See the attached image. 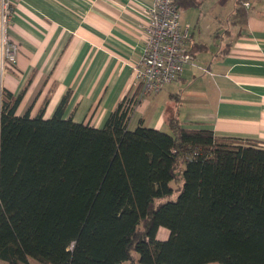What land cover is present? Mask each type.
Wrapping results in <instances>:
<instances>
[{
  "label": "trees",
  "instance_id": "obj_1",
  "mask_svg": "<svg viewBox=\"0 0 264 264\" xmlns=\"http://www.w3.org/2000/svg\"><path fill=\"white\" fill-rule=\"evenodd\" d=\"M242 1L232 12L240 25ZM21 98L0 92V261L264 264L257 141L187 129L174 116L167 130L128 129L135 99L94 127L64 118L63 103L50 118L18 115Z\"/></svg>",
  "mask_w": 264,
  "mask_h": 264
},
{
  "label": "crops",
  "instance_id": "obj_2",
  "mask_svg": "<svg viewBox=\"0 0 264 264\" xmlns=\"http://www.w3.org/2000/svg\"><path fill=\"white\" fill-rule=\"evenodd\" d=\"M151 1L14 0L8 34L18 46L17 61L0 74V92L22 93L18 115L50 118L63 103L64 118L94 127L133 97L128 129L141 121L167 130L174 116L187 129L264 146V0H243L249 5L242 25L233 11L222 13L227 0L184 8L196 44L193 59L177 80L144 101L132 68L142 54L144 8ZM222 21L229 25L219 31L213 24ZM213 38L219 44L211 48Z\"/></svg>",
  "mask_w": 264,
  "mask_h": 264
},
{
  "label": "built area",
  "instance_id": "obj_3",
  "mask_svg": "<svg viewBox=\"0 0 264 264\" xmlns=\"http://www.w3.org/2000/svg\"><path fill=\"white\" fill-rule=\"evenodd\" d=\"M247 7L249 2L242 1ZM14 0H0V74L15 69L17 44L8 34ZM146 22L141 29L143 50L133 65V85L139 96L155 94L166 83L177 80L191 63L194 43L189 26L180 24V13L173 0H152L145 8ZM132 102L133 97L128 98Z\"/></svg>",
  "mask_w": 264,
  "mask_h": 264
},
{
  "label": "rangeland",
  "instance_id": "obj_4",
  "mask_svg": "<svg viewBox=\"0 0 264 264\" xmlns=\"http://www.w3.org/2000/svg\"><path fill=\"white\" fill-rule=\"evenodd\" d=\"M235 1L236 0H227L226 3H225V5L221 8V10L223 11L222 13H228V11H230V12L233 11V8H234V6L236 4ZM184 10H185L184 8H180L179 9V13L181 15V17H180V19H181L180 20V24L182 25V23L185 22V24H183V25H188L186 23H190V18H188L185 21V17H184V14H183ZM207 20L209 21L208 18H207ZM211 25H212L211 22H209V26H211ZM213 25H216L215 27H217V28L219 27V31H221V30L224 29V27L225 28L228 27L229 24L227 25L225 22L222 21V23L219 24V25L218 24H215V23ZM217 44H219V39L218 38H213L212 40H210V46H211V48H213V46H215ZM152 95L153 94H151V93H146L145 95L142 96V98H143L144 101H146V100L151 99L152 98L151 97ZM177 184H178V181L171 182V186L174 187V188L177 187ZM175 197H176V192L174 191V193H172V195H171V198L174 199ZM167 236H168V230L166 228H164V227H160L158 229V232H157V238L165 239ZM136 260H137V256L134 254V257L131 260V262H124V263H121V264H130V263L131 264H136ZM0 264H6V263L0 261ZM27 264H42V263H40V262H38V261H36V260H34L32 258H29ZM207 264H219V263H217V262H210V263H207Z\"/></svg>",
  "mask_w": 264,
  "mask_h": 264
}]
</instances>
